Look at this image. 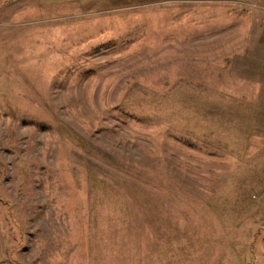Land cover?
Instances as JSON below:
<instances>
[{"label":"rangeland","instance_id":"374dc122","mask_svg":"<svg viewBox=\"0 0 264 264\" xmlns=\"http://www.w3.org/2000/svg\"><path fill=\"white\" fill-rule=\"evenodd\" d=\"M0 264H264V0H0Z\"/></svg>","mask_w":264,"mask_h":264}]
</instances>
